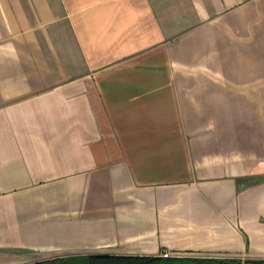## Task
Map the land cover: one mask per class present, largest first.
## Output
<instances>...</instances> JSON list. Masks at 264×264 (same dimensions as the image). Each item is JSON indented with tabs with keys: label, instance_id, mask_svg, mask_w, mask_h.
Segmentation results:
<instances>
[{
	"label": "crops",
	"instance_id": "obj_1",
	"mask_svg": "<svg viewBox=\"0 0 264 264\" xmlns=\"http://www.w3.org/2000/svg\"><path fill=\"white\" fill-rule=\"evenodd\" d=\"M264 259V0H0V264Z\"/></svg>",
	"mask_w": 264,
	"mask_h": 264
},
{
	"label": "trees",
	"instance_id": "obj_2",
	"mask_svg": "<svg viewBox=\"0 0 264 264\" xmlns=\"http://www.w3.org/2000/svg\"><path fill=\"white\" fill-rule=\"evenodd\" d=\"M26 264H264V259L163 255L86 254L55 257Z\"/></svg>",
	"mask_w": 264,
	"mask_h": 264
},
{
	"label": "built area",
	"instance_id": "obj_3",
	"mask_svg": "<svg viewBox=\"0 0 264 264\" xmlns=\"http://www.w3.org/2000/svg\"><path fill=\"white\" fill-rule=\"evenodd\" d=\"M163 256H165V257H170V256H171L170 251H164V252H163Z\"/></svg>",
	"mask_w": 264,
	"mask_h": 264
}]
</instances>
